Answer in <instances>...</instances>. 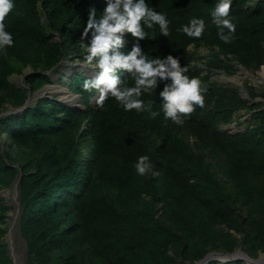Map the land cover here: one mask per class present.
<instances>
[{"label":"trees","instance_id":"trees-1","mask_svg":"<svg viewBox=\"0 0 264 264\" xmlns=\"http://www.w3.org/2000/svg\"><path fill=\"white\" fill-rule=\"evenodd\" d=\"M106 2L15 0L5 18L15 43L0 50V107L9 102L20 110L0 118V138L6 132L21 155L3 153L0 141V264H14L4 242L9 206L1 190L18 179L19 224L31 264H194L214 249L234 252V233L242 235L251 257L264 252V101L250 104L236 89L229 96L209 82L212 71L234 72L235 62L264 66V0H233L230 15L236 30L229 42L213 23L217 0H149L157 11L167 12L170 33L160 32L158 22L145 25L149 35L139 39L141 47L153 57L177 58L181 68L187 67L185 74L198 77L206 89L205 104L181 114L182 124L166 119L162 110L160 92L172 83L171 77H158L154 91L143 94L146 102L154 101L156 117L147 110L127 109L114 96L103 104L91 102L97 90L84 88L89 77L83 71L68 85L82 95L85 108L46 96L26 106L30 92L52 84L51 73L73 52L85 60L81 33L89 8L96 7L99 16ZM193 17L206 22L200 37L177 30ZM53 28L68 37L55 41ZM90 39L91 33L86 42ZM135 42L137 37L125 33L120 51H130ZM192 45L214 49L205 64L206 76L188 64ZM27 67L41 71L28 77V88L22 89L10 77ZM61 72L57 75L65 76ZM120 73L126 85L134 84L127 69ZM249 88L254 100L259 94ZM260 95L264 98V89ZM240 109L252 111L248 128L235 134L221 131L219 124L231 122ZM184 131L224 156L233 188L217 176L205 153L193 150L181 136ZM80 138L88 155L81 152ZM141 155L149 156L156 174L136 171ZM101 183L115 188L113 199L97 194Z\"/></svg>","mask_w":264,"mask_h":264},{"label":"clouds","instance_id":"clouds-1","mask_svg":"<svg viewBox=\"0 0 264 264\" xmlns=\"http://www.w3.org/2000/svg\"><path fill=\"white\" fill-rule=\"evenodd\" d=\"M233 0H217L211 13L213 23L217 26L220 38L229 42L236 30L230 10ZM15 7V0H0V50L15 43L13 33L7 30L5 18ZM97 8L91 6L88 12L86 26L81 33V44L87 50L85 64L93 69H99L97 75L86 78L85 89H96L95 97L98 104L114 96L127 109L136 108L138 111H149L152 117L159 114L153 110L151 99L147 102L143 94L154 91L157 78H172V83L165 85L160 97L165 118H171L177 123H183L181 114H190L196 105L203 106L205 97L202 94L201 81L198 77L190 78L187 67L181 68L177 58L169 55L166 60L159 56H151L144 51L138 42L140 38L147 37L145 25L155 27L158 22L160 32L170 33V20L165 11H157L149 0H107L102 13L97 15ZM207 25L202 17H193L182 25L178 31L189 36L200 37ZM91 33L90 42H86ZM125 33L137 37L128 52H122ZM114 50V51H110ZM98 57L95 64L93 59ZM264 67V66H262ZM127 69L135 78L134 84L126 85V77L120 73ZM119 85V86H118ZM136 171L140 175L153 172V164L148 155H141L136 164ZM153 174H156L153 172Z\"/></svg>","mask_w":264,"mask_h":264},{"label":"rangeland","instance_id":"rangeland-1","mask_svg":"<svg viewBox=\"0 0 264 264\" xmlns=\"http://www.w3.org/2000/svg\"><path fill=\"white\" fill-rule=\"evenodd\" d=\"M41 11L43 14V20L46 21L47 17L43 12V8L41 6ZM54 31V40L58 42L64 41L68 36L63 35L60 31L53 28ZM74 44H72V47ZM190 51L193 55V59L188 62L191 67L201 70L200 76L208 75L209 71L204 70L205 64L207 61L210 60V55L214 51L213 48L201 45V46H194L190 47ZM216 51V50H215ZM72 58L65 60L62 65L51 73L52 75V84L45 86L43 89L38 91H31L29 104L32 105L39 98L42 97H57L61 102L66 103L73 108H85V104L83 102V97L80 93L72 91L68 85L69 82H72L74 79V75L78 71H83L87 74L88 77H93L98 74L99 69H93L85 64V60L79 54L72 53ZM95 64V61H92ZM41 70H35L33 67H27L24 70L23 74H13L10 79L13 83H15L18 87L22 89L28 88V77L37 74ZM60 71H63L65 76L57 75ZM235 79V81L231 80ZM210 83H216L219 87L224 88L229 96H233V90L236 89L238 91V95L242 98L249 100L250 104H258L263 103L264 98L260 95L264 89V67H257L252 65L250 67L243 66L235 62V71L232 73H228L222 70L212 71L210 73ZM253 89L259 95L252 100V96L248 90ZM98 95V90H97ZM96 95V96H97ZM95 96V97H96ZM91 101L96 105H99L96 99ZM229 100V99H228ZM227 100V101H228ZM28 104V105H29ZM20 109H16L14 105L10 104L9 102L5 103L2 107H0V118L6 116L12 112H17ZM252 111L248 109H240L234 114L233 119L229 123H220L218 128L221 131L229 132V133H239L244 132L248 126L251 124L252 119ZM84 127L83 129H85ZM181 136L191 145L193 150L197 152H203L207 156L208 162H210L217 173V176L222 179L224 182L227 183V186L233 188L232 183L229 181L227 175L225 174V158L222 154L215 155L212 152V145L206 143L205 141H200L197 136L191 134L188 131H184L181 133ZM0 141H2V152L6 153L9 152L14 156H20L21 151L18 150L17 146L12 145L11 140L7 138L6 132L2 133ZM79 147L81 149L82 154L88 155L89 147L85 144V140L80 138ZM16 184H12L9 187H5L1 190V194L4 197V204L9 206L7 211V224H5L7 228V234L5 235L4 242L8 244L9 253L23 264H31L29 261V253H28V244L26 238L23 234L21 226L19 224L18 218V209L20 203V191L19 186H15ZM14 188V189H13ZM17 191V192H16ZM13 192V193H12ZM97 194L100 196L107 197L108 199H113L116 190L114 187L101 183L97 187ZM163 212H160V215ZM246 213V212H245ZM16 221L15 227H12V224ZM221 229H225L227 233V227L222 226ZM12 235V236H11ZM234 237L237 240V246L235 251H244V254H240V260H248V254L245 251L244 245L242 244V235L234 233ZM12 238V241H10ZM13 247V248H12ZM211 252H219V253H229L224 247L219 249H214ZM15 255V256H14ZM18 255V256H17ZM20 256V257H19ZM255 259H260L264 257V252H259L252 256ZM24 260H23V259ZM219 258V255H218ZM238 258V259H239ZM218 260V259H215Z\"/></svg>","mask_w":264,"mask_h":264},{"label":"water","instance_id":"water-1","mask_svg":"<svg viewBox=\"0 0 264 264\" xmlns=\"http://www.w3.org/2000/svg\"><path fill=\"white\" fill-rule=\"evenodd\" d=\"M29 101V100H28ZM27 101L26 106H29V102ZM29 104V105H28ZM20 183V179H18L15 184H17V186H19ZM20 212H21V203H19V209H18V218L20 217ZM245 252L243 251H234V252H229V253H219V252H210L208 253L203 259L197 261L194 264H208L210 263L212 260L218 259V260H222V261H226V260H236L239 258L240 254H244ZM219 255V258H218ZM248 256V260L247 263L248 264H253L251 260H255L253 257H251L249 254H246ZM13 257V256H12ZM240 259V258H239ZM14 260V264H16V259L13 258Z\"/></svg>","mask_w":264,"mask_h":264},{"label":"bare ground","instance_id":"bare-ground-1","mask_svg":"<svg viewBox=\"0 0 264 264\" xmlns=\"http://www.w3.org/2000/svg\"><path fill=\"white\" fill-rule=\"evenodd\" d=\"M231 80L235 81V79H232ZM17 187V184L15 185ZM14 189V188H13ZM17 192V191H16ZM13 193V192H12ZM15 224H16V221L14 220L13 224H12V227L14 228L15 227ZM12 236V235H11ZM12 241V238L11 240ZM13 248V247H12ZM15 256V255H14ZM18 256V255H17ZM20 257V256H19ZM15 259H16V256H15ZM23 259V258H22ZM255 259V258H254ZM24 260V259H23ZM250 261L253 263V264H264V257L260 258V259H255V260H251ZM16 264H23V263H20L19 261L16 260Z\"/></svg>","mask_w":264,"mask_h":264}]
</instances>
